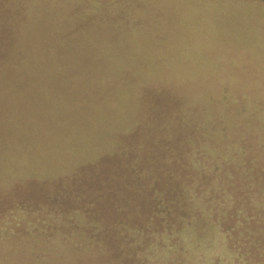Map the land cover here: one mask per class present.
I'll list each match as a JSON object with an SVG mask.
<instances>
[{"label":"trees","instance_id":"1","mask_svg":"<svg viewBox=\"0 0 264 264\" xmlns=\"http://www.w3.org/2000/svg\"><path fill=\"white\" fill-rule=\"evenodd\" d=\"M65 1L69 2L55 0L51 5L58 7ZM99 1L75 3L73 10L85 7L99 18ZM51 2L0 0L1 148L31 144L29 130L33 127L39 128L38 141L80 118L92 127L105 122L91 108L88 114L81 113L86 107L77 100L90 94L81 82L56 78L57 74L66 76L69 69L78 72L80 67L62 64L58 54L53 64L44 62L51 55L47 35L52 29L61 31L63 22V17H56L54 27L47 23L42 8ZM72 19L64 22L72 24ZM93 86L92 94L102 88L106 95L114 87ZM125 86L131 100L121 93L124 104L133 99L135 104L147 88L141 98L142 115L136 122L132 119L133 128L118 132L107 125L113 150L82 165L70 177L60 178L57 192L47 195L49 204L31 212L30 220L40 230L44 219L47 235L73 245L80 264H153L162 248H172L176 257L182 252L188 256L192 250L203 256L211 253L212 263L217 254L219 259L238 264L242 256L254 253L256 236L250 222L254 192L264 191V160H255V150L247 157L237 146L259 142L264 147V104L262 110L254 109L249 99L221 97L218 101L225 105L216 106L208 98L202 109L200 99L178 98L163 84L159 86L163 90L142 83ZM30 110L37 121L24 116ZM15 157L21 158L16 159L18 163L24 162L20 151ZM4 168L2 163L0 191H18L15 184L6 185L9 178ZM29 184L36 185L33 191L47 190L44 181ZM140 192L143 198H138ZM135 199L150 206L134 209ZM155 201L158 206L153 209ZM208 236L220 244L210 247Z\"/></svg>","mask_w":264,"mask_h":264},{"label":"rangeland","instance_id":"2","mask_svg":"<svg viewBox=\"0 0 264 264\" xmlns=\"http://www.w3.org/2000/svg\"><path fill=\"white\" fill-rule=\"evenodd\" d=\"M51 1L42 8L47 23L54 27L56 17H63V22L59 34L52 29L47 35L51 55L44 62L51 65L58 58L70 68L80 67L78 72L69 69L66 76L57 74L56 78L81 82L90 93L77 100L86 107L81 113L88 114L91 108L105 122L92 127L80 118L60 131L47 132L38 141L39 128L33 127L29 130L31 144L0 147V170L3 163L9 178L5 183L18 188L0 191V264H80L73 245L59 237H49L44 219L38 230L30 220L31 212L49 204L47 195L57 192L54 190L60 178L70 177L82 165L113 150L111 130L126 132L133 128L132 119L136 122L142 115L141 98L147 88L135 104L134 99L124 104L119 98L121 93L131 100L125 83L156 88L163 84L178 98L187 95L200 99L202 109L208 98L216 106L225 105L218 101L221 97L249 99L254 109H264L263 0H101L97 3L99 10L96 9L99 18L85 7L73 10L75 3L96 0H69L58 7L51 5L55 0ZM68 17L73 18L72 24L64 22ZM99 83L114 87L108 95L102 88L92 94L93 85ZM24 116L30 121L38 120L31 110ZM248 145L245 142L237 147L247 152V157L255 150V160L263 161V144ZM18 151L24 155L23 163L16 160L21 159L15 157ZM33 180L46 182L47 190L33 191L37 188L29 184ZM254 193L250 228L253 224L256 251L242 256L238 264H264V191ZM140 194L138 198H143L144 192ZM132 202L134 209L150 206L137 199ZM154 206H158L157 201L153 202V209ZM135 217L130 216V220ZM208 238L210 247L220 244ZM183 240L175 247L182 245ZM171 249L158 250L153 264H231L223 257L219 259L220 254L212 263L211 253L203 256L199 250H192L188 256L182 252L176 257ZM171 257L178 260L169 262Z\"/></svg>","mask_w":264,"mask_h":264}]
</instances>
